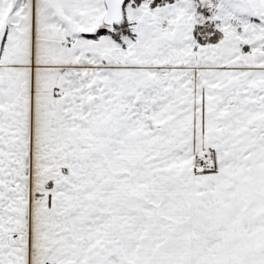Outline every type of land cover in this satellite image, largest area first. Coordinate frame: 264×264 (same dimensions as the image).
<instances>
[{
  "label": "snow or ice",
  "instance_id": "obj_1",
  "mask_svg": "<svg viewBox=\"0 0 264 264\" xmlns=\"http://www.w3.org/2000/svg\"><path fill=\"white\" fill-rule=\"evenodd\" d=\"M0 264H264V0H0Z\"/></svg>",
  "mask_w": 264,
  "mask_h": 264
}]
</instances>
